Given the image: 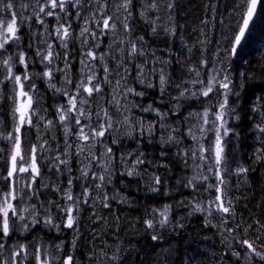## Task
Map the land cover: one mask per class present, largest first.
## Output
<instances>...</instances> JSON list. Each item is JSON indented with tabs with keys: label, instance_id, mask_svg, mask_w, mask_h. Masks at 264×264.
Masks as SVG:
<instances>
[{
	"label": "trees",
	"instance_id": "trees-1",
	"mask_svg": "<svg viewBox=\"0 0 264 264\" xmlns=\"http://www.w3.org/2000/svg\"><path fill=\"white\" fill-rule=\"evenodd\" d=\"M110 1L111 0H107V3L109 4ZM142 1L143 0H132L130 8L131 15L129 16L128 13L125 12L127 20L117 21L118 25H120V23L122 24L117 35H121L124 38L122 48L124 52L121 53L119 51L118 57L122 59L124 70L127 69V71L124 72H127L125 77H134L132 80L134 85L138 87L142 86L141 89L149 94V97L143 96L142 99H138V105H151L154 109L165 111L169 116L172 114V107L168 106L166 103L162 105L159 100L164 101L167 89H169L168 91L171 89L170 82L173 78V68L176 67L175 71L178 73L177 79L182 80L188 77L191 67L197 66L195 61L188 56L187 49L185 47L183 48L181 43L180 46L182 48L178 47L181 35L184 33L187 34L185 37L188 38L191 49H197L196 47L200 45V42H203L202 37L211 40V43H208L209 45L206 46H214L216 44L218 31L223 29V25L226 26L225 22L231 11H236L237 15L233 23L228 25L230 29H232V39L238 30V23L242 22L247 6L244 0H159L157 4L158 8L150 10L141 3ZM169 3L174 5L172 9L168 8V10L171 11L170 17L164 14V9L162 8L165 5L167 7ZM69 11L71 13L70 15H60L61 17L64 16L63 20L66 21V23H64L65 26L71 24L70 30L72 33L69 48L70 55L75 56L78 54V47L75 40L76 32L80 27L74 21V18L82 22L87 14L82 13V15L77 17L76 12L78 9L70 8ZM141 12H144L143 16ZM30 13H32L31 8H29L24 15L28 16ZM44 19L47 24V22L51 20V17H44ZM172 21L177 26L174 35H171L166 28L167 22L172 24ZM205 21H207V23H205ZM125 22L129 26L127 30L123 26ZM60 23L63 24L62 21H60ZM92 24V31L95 32L97 23L93 21ZM22 25L23 24H21L20 27ZM55 27L51 28L47 25V28L53 32L54 38H56ZM153 28L156 29L155 32H153ZM44 31L45 26L38 25L36 29V36L38 39H36V41L41 38ZM18 35L21 36L22 39L18 42H10L9 45H6L7 53H5V57L7 59L9 55L11 56L12 54L18 53L14 60L12 58V66L16 73H21L20 71L25 68L24 65L18 63L19 54L21 52L26 53L27 56L31 58L30 61L32 65L25 69L26 71H29V68L37 67L38 65H36L35 62L38 59L40 60V58L37 57L36 43L34 47L31 46L30 39L32 34L28 32L24 26L21 27ZM89 37L91 36H88V40ZM141 37L143 40L140 39ZM103 38H105V40L103 39L104 43H107L108 40H106L107 38L105 35ZM138 40H140L141 43H138ZM99 41H96L97 43H95V45H99ZM230 41L231 40H229V42ZM132 43H135L136 46L140 45L144 55H137L131 59L126 58L128 49H130ZM58 44H56L57 47ZM25 45L28 46V48H25ZM90 46L92 47V44ZM79 47L85 50L86 53L92 49L86 48V45L83 43H81ZM169 47L172 50L167 52L166 55L163 54L165 53L163 52L164 49ZM97 49L102 50V46L99 45ZM55 52L59 53L60 56L64 55L59 49H56ZM83 58L88 61L90 60L86 54ZM212 58L213 54L209 51L207 53V60L212 61ZM189 59L192 60L190 61ZM152 60L154 62L153 66L151 65ZM91 63L97 64L95 69H98L99 66L102 65L99 59L91 61ZM227 63L228 69L236 72L235 77L239 85L233 91L234 94H230V96H232L230 100L233 103V108L236 109L237 120L233 123H228L226 121L225 127L229 130V134L224 138L225 148L227 145H231V152L234 150L239 166L247 169L245 173L248 178V183H246L245 186V194L241 196L240 200L241 204L244 206V212L237 216L239 218L238 222L241 225L240 233L244 234L243 229L247 228L248 225H252L247 235L254 239L258 234L256 231L257 228L264 224V133H261L256 127L257 125L264 127V2L258 4L256 14L245 37L238 46L236 54L231 55ZM59 64H61V62H59ZM141 65H147V67L144 68V74L148 69H157V73L154 74L153 77L152 75H145L147 79L144 83L140 82L141 77L138 76L139 66ZM38 67L42 69L41 66ZM163 67L164 74L169 82L166 85L165 92L161 95L157 77L159 76V69ZM2 69L4 73L0 74V79H3V76L7 75V70L5 68ZM83 71L85 72L83 75L85 77L87 73H89V70L83 69ZM146 74H148V72ZM99 76H102V74H97V78ZM77 77L78 75L74 76L75 80ZM8 82L9 81H4L3 84H0V149L3 150L0 151V193L9 191L10 181L3 179V177L7 176L10 167V155L14 142L11 139H6V137L9 133H15L14 129L16 127L14 121L15 114L13 111L14 102L12 99L14 93L13 89L8 87ZM149 82L156 86L147 87L146 84ZM25 84V88L28 89L29 85H27L26 82ZM44 92L47 94L46 90H44ZM201 97L202 96H200V98ZM167 99L169 102L171 97L168 96ZM47 106L44 112L48 115L51 114V110L48 111L47 109L50 108L49 105ZM8 112L9 116L7 119ZM127 114L133 117V124L140 120L138 115ZM172 117L176 118V116ZM10 118L11 121L9 120ZM154 121H156L155 129L160 127L161 123L166 126L171 122L170 120L161 122L157 115L153 116L151 122ZM151 122L144 123L145 127ZM25 129L28 132L26 126ZM49 136H51L50 132H48L46 136H43V139L47 138L50 140ZM139 136L140 138H137L134 143H128L126 145L127 150L125 151V155L127 157H123L124 162L122 163L121 160H117V162L113 164L116 171L112 175L110 170L111 181H107L109 180L108 173L105 176L106 179L104 184L109 192L106 191L104 195L108 197L106 202L110 205V207H108L109 215L105 217L106 222L97 229V237L101 239L105 237L107 240L112 241L115 247L112 253L117 257H121L118 252L119 247L123 249L134 247V250L140 251L135 255L138 259L137 264H146V260H144L142 253L147 250L154 252L150 257H154L155 260L166 257L163 253H176L175 247H178L177 252L180 254V246L183 248V243L184 246L185 244L187 245L188 249L193 248V252L196 250L194 256L190 258L192 264H249L248 258L238 259L228 251V248H225L221 255L217 256L216 260H214L209 254V249L214 247L215 243H220V240L213 234L212 229L205 225L201 215L192 216L189 219V225H185L180 228L179 231L178 229H174L170 222L172 218L175 217V214L181 211L180 202L187 196L190 190L188 181L192 180V172H194L193 165H191L193 160L188 157L189 154L192 153V146L190 144L189 146H184V144L180 145V143L174 141L169 142L164 139L165 135L163 132H154L151 136L147 133L144 135L140 134ZM32 138V134L29 136L27 134V139L23 144L25 148H30L32 145L37 146L39 142L38 139L41 140V136L38 137L35 135L34 140L37 142L35 143L32 141ZM110 146L114 149L123 147L111 144ZM50 147L51 148L48 149L50 151L42 152V154L39 153V155H37L40 175L36 177L35 182L32 183L31 189L25 187L27 182L21 180L17 185V187L20 188L18 196L28 195V197H31L29 199L30 205L35 206V212H33L32 215L26 213L25 221H17L15 231L10 237L6 238L3 255L9 257V259L13 249H18L20 245H24L27 248V253L22 254V256L17 259V264H36L34 256L36 248L43 251L46 250L48 253L49 250L47 248L59 245L63 240L65 241L64 247L58 253L59 258L57 262H51V264H63V260L67 256L71 255L75 258L77 255L81 254V252L77 253V251L74 250L70 244V239L55 232L54 222L51 225L45 223V220L49 216H51L53 221L51 215L53 209H50L49 205L52 200L58 201L55 188H61V185L57 183L59 178L56 168L50 169L48 165V163L51 164L48 158L53 156L55 152L52 150L54 147L53 142H51ZM185 153H187V155H185ZM138 157L143 159L144 163L136 166V174L131 176L127 175L126 173L132 170L133 163ZM72 165L74 167L77 166L75 159L72 161ZM30 175L29 173V176ZM156 176L160 178V183L158 185L154 182V177ZM65 177L66 175H64V178ZM24 180L28 181L27 179ZM108 183L111 186L107 185ZM193 184L195 185L196 181H193ZM154 188L157 190L153 191ZM14 203H19V200L14 201ZM84 205L85 204H82V206ZM166 205H171L169 223L166 224L169 225V229L165 225L158 230V234H161L162 228L163 230H170L173 234H164L161 239L154 241L152 240V236L155 235L158 228H148L145 221L149 219L152 220L153 214L159 216V210H162ZM153 210L157 211L154 213ZM33 215L40 221L39 223L32 224ZM80 215L81 218L79 222H82L84 216L83 210H80ZM180 217L182 223H184L186 221L185 216L181 215ZM257 221L259 222L258 224L256 223ZM25 223L28 224L27 229L24 228ZM107 224H110L112 229H116L123 224V232H113V230L104 227ZM66 229L68 230L69 228ZM111 231V237L106 235ZM262 231H264V229H262ZM79 238V241H81L84 247L89 251L95 249V240L92 239L93 237L90 236L86 230L81 231ZM243 238H245V236H243ZM160 245L164 246L158 248ZM161 249H163V251H160ZM240 250L242 251L243 248H240ZM25 255L27 256L26 259L24 258ZM178 260L179 258L174 260V262ZM93 262L94 260H92V263ZM88 263L89 262L85 259L84 264ZM150 264H156V262H150ZM250 264H264V261H260L253 256L251 257Z\"/></svg>",
	"mask_w": 264,
	"mask_h": 264
},
{
	"label": "rangeland",
	"instance_id": "rangeland-1",
	"mask_svg": "<svg viewBox=\"0 0 264 264\" xmlns=\"http://www.w3.org/2000/svg\"><path fill=\"white\" fill-rule=\"evenodd\" d=\"M123 0H111L110 3L106 4L105 6V0H100L99 4H96L93 0L92 3H90L88 6L84 7L83 9H78L80 11V15L82 13L87 14L86 17L80 22L77 18H74V21L77 23V25L80 27V29L77 30L76 32V45H77V55H70V48L69 44L71 41V37L67 40V45L68 47L65 49L64 47L61 46L60 41L57 38L53 37V32L50 31V29H45L43 35L39 40L36 41L37 36H36V29L38 25L40 24L34 16H32V13H30L26 17H31L30 19H25L24 22L22 23L25 27V29L28 30L32 34V37L30 39L31 46L34 47L35 43L37 45V51H40L42 54L47 53L48 51V44H52V51L54 53V57L56 54V49L61 50L63 56H60L58 58H54L53 64L49 65L47 61H42V56L37 55L38 59L35 64L38 66H41V68L37 67H32L29 68V71H26L25 68L20 71L21 73H16L14 70L13 72L18 75H22L27 72V75L29 76V79L25 81L27 85H32L33 86V91L30 93L33 95L34 98V105L33 107L36 109V114L33 115V124L36 125L34 127H27V130L24 128L22 129V144L25 143V140L27 139V134L28 136L32 134L33 138L32 141L35 142L34 137L36 136H41V140L38 139V144H37V153L36 155H39V153L42 154V152H48L51 147V142H53L54 147L52 150H54V155L51 156L49 159L48 163L50 169L56 168V172L58 173V184L61 185V188H55L56 195L58 197L57 200H52L50 202L49 208L53 209L51 211V215L53 217V222H54V229L55 232L62 235L63 237H67L70 239V244L74 248L77 253L81 252V254L77 255L75 258H73V264H84L85 259L88 264H137L138 259L135 257L137 253L140 251L134 250V247H128V248H121L119 247L118 252L120 254L119 257L120 259L118 261H113L108 259V257L113 256L114 254L112 253V250H114V245L112 241L107 240L105 237L103 239L98 238L96 233L97 229L103 225V223L106 222L105 217L109 215V209L108 207H103L102 203L100 202L101 199L105 196L104 194L107 191V187L103 186V190L96 189L95 185L100 183V181L93 179V174L100 175L103 174V169L99 167V163L101 161H106L108 158L104 155L106 152L107 148L112 149V155H113V160L112 164L109 167V172L108 174L111 175L110 170L113 173H115V167H113V164L117 162V160H121V157H127L125 155V151L127 150L126 145L128 143H134V141L137 138H140L139 130L133 131L130 125L126 124H114L113 130H110L109 132L105 133L104 137L97 138L95 142H92L91 140L88 142L78 140L77 139V134L79 130V126L76 125L75 123V118L77 116L76 112H73L71 114L72 118L66 123L68 124L70 128V134L65 135V130L63 125L59 121V110L61 106L68 107V99L70 96L74 95L76 92V86L77 84L82 80L85 79L87 75H91V71L87 73V75L84 77V71L89 70L88 68H85L84 65L81 63V61H85V63L88 62L87 59L83 58L86 54L85 50H82L79 45L83 43L86 45V48H92L91 50L94 51L98 55H103L105 57L104 64L108 66L110 69V75L108 76V79L112 81L111 84L107 83L105 81V74H104V68L103 65H100L98 69H95L97 67V64H94L95 67L92 69V71H95L96 74H102V76L98 77V80L101 81V87H102V92L99 94L94 93L92 97H88L87 93H83V96L89 100L88 104L84 105V108L86 112L90 109L92 116H91V125L93 128H97L99 124L103 123V111L102 109L107 108L108 111L114 112L115 109L112 105V99H113V89L116 86V80L121 79V77H124L125 79L122 80V85L123 87L120 89H117V92H121L123 90H126L127 87H132L134 88L137 92H143L144 97H149V94L146 91H143L141 87H138L134 85V82L132 81L133 78H128L125 77L124 73V66L121 65L118 67V63L122 61L119 56V49L123 48V43L121 41H124L123 36L117 35V32L119 31V28L122 27V24L120 25L117 24V21H124L125 19V10L123 8H118L117 5L122 3ZM153 0H143L141 3H143L146 7L148 4L152 3ZM155 3L158 4L159 0H155ZM98 8H103L104 9V14L105 15H111L118 17L119 19L116 20L117 27L114 31L108 32L107 34H104L101 32L102 28V23L97 24L95 28V33H96V38L93 39L92 37H89V40L87 39V43L85 44L83 42L84 38L79 36V33L83 27H88L92 30L93 24L92 22L95 21H102V14L99 11L93 12V9H98ZM158 8V6H157ZM164 9V14L166 16H171V11L168 10V7L166 5L162 7ZM72 10V9H71ZM57 11H59L57 9ZM73 12V11H72ZM74 13V12H73ZM230 13V12H229ZM63 14V13H61ZM163 14V15H164ZM237 13L236 11H231V13L228 16L227 21L225 22L226 26L223 25L221 31H218L217 37H216V44L214 46H206L209 45L208 43H211V40H207L206 37H202L203 42H200V45L196 47L197 49H191V45L188 41V38L185 36L187 34H182L181 39L178 42V47L182 48L180 46H183L187 49V54L189 57H191L197 66L191 67L189 69V74L188 77L181 79H177V72L175 71L176 67L173 65V78L170 82L171 89H167V94H165L166 98H164V101L159 100L162 105L166 103L168 106L172 107V114L171 115H166L163 120L159 117L161 122L170 120V124L164 126L163 128L157 127L155 129V132L157 133H164V139L168 141V136L171 134L173 137H175L176 143L184 144V146H189V144L192 146L191 151L193 152L194 150H197L200 144H203L205 147H208L215 139L214 136V131H207L204 134H201L199 131V126L202 123L198 118L195 117H190L189 113L191 112H200L202 113L203 110L207 107H213L216 105L218 102L223 101V97L219 96L217 93H212L210 94L209 97H202L197 98L191 96L192 92H197L198 90L202 89L204 86L201 84H196L193 83V81L197 79L203 78L205 80V83H207V79L209 77V74L211 73L212 67H215L218 71H221V75H228L230 79L233 81L232 88L233 91L238 87L239 83L236 80V72L233 70L228 69V59H229V54L226 49L231 48V43L229 40H231V31L229 24H232ZM93 16H95V19H93ZM64 19V16L61 17L60 21L66 23ZM171 19V18H170ZM87 20V23L85 21ZM172 20V19H171ZM69 23V22H68ZM47 25L51 28L55 27L57 25V21L54 17H51V20L47 22ZM21 26V27H22ZM74 26V25H73ZM20 27V29H21ZM75 27V26H74ZM176 24L172 21V24H169L167 22L166 28L169 30L171 35L175 34V28ZM174 29V34L172 33V30ZM72 33V31L70 30ZM105 37L108 40L107 43H104L103 39L105 40ZM246 35V34H245ZM20 40L22 39L21 36ZM92 38V39H91ZM206 38V39H205ZM100 40V41H99ZM59 41V44H58ZM96 41H99V45L102 46V50L97 49L95 47ZM138 43H141L140 40L137 41ZM58 44V47L56 46ZM92 44V47L90 46ZM25 48H28V46L25 45ZM138 49H141V46H137ZM172 49L166 48L164 49L163 54L166 55L167 52H170ZM211 51L213 54L212 61L207 60V53ZM77 53V52H76ZM25 58H26V63H27V68L32 65V62L30 61L31 58L27 56L26 53ZM18 53L12 54L13 60L17 57ZM155 58V57H154ZM234 58V57H233ZM2 59H6L5 54L0 56V61ZM192 59H189L190 61ZM207 61L208 62V67H203L202 66V61ZM79 61V62H78ZM160 61V59H159ZM61 62V64H59ZM19 63V62H18ZM96 63V62H95ZM179 63V62H178ZM177 63V65H178ZM68 65L69 67H65V65ZM180 64V63H179ZM151 65H154V62L152 60ZM4 68L2 64H0V74H3ZM52 68L53 69V78L51 81H49L46 77L43 76V73L48 69ZM164 69V67H163ZM195 70H199L201 72V77H197L195 74ZM236 70V68H235ZM237 71V70H236ZM148 72V71H147ZM147 72H145V75L147 76ZM77 76V79L75 80L74 76ZM66 76L71 80V83L66 82ZM128 76V75H127ZM153 77V75H152ZM80 78V79H79ZM159 76L157 77L158 85H159ZM79 79V80H78ZM78 80V82H77ZM24 82V84H25ZM55 84V88L49 87V84ZM177 85L179 87H177ZM26 86V84H25ZM8 87L13 89V84L12 82H8ZM196 88V89H195ZM57 89H60V91H57ZM183 89H187L188 92L184 97H180V91ZM28 89L25 88V91ZM44 90L47 91V95ZM223 91V90H221ZM67 92V95L65 93ZM143 96H136L133 94H128L127 98L125 99L122 95H116V98L121 101V105H126L129 111L127 113H130L132 115H138L140 120L143 121V123L146 122H151L153 120V116L156 115V112L154 111H142L143 108L148 107L147 105L145 106H139L138 105V99H142ZM161 96V95H160ZM168 96L171 97V100L168 102ZM230 94L228 96V106H227V112L225 119L228 123H233L236 122L237 116H236V109L233 108V103L230 100ZM202 99V100H201ZM169 103V104H168ZM49 105L50 109H47L48 111L51 110V114H46L44 112L45 107ZM48 107V106H47ZM154 108V107H152ZM215 111V108H213ZM161 113H166L163 110H159ZM100 112L101 118L98 119L95 113ZM9 116V112L7 113V119ZM18 114H15L14 116V121H16V117ZM42 116L43 120H38V117ZM119 116V113H117L113 119H116V117ZM141 116V117H140ZM172 116H176V118H173ZM212 117H210L211 119ZM122 119V117H121ZM11 121V118L9 119ZM51 120L52 126L46 127L47 122ZM159 121V120H157ZM81 123L83 125H87L89 123L88 120L84 119L81 117ZM156 124V121L151 122ZM148 125V124H147ZM211 127V125L205 126ZM192 128L193 133L196 135L197 139L194 141L191 136L187 134L188 129ZM172 129H177L178 131L173 132ZM85 132H88L89 129L85 127ZM132 132L131 135H128L129 132ZM48 132L51 133L50 140L49 139H43V136H46ZM15 135V133H12ZM34 134V135H33ZM52 137V138H51ZM43 139V140H42ZM113 140H116V143H113ZM37 143V142H35ZM111 145H117V146H123L122 148H117L114 149L112 148ZM41 145L44 147L41 148ZM68 145H71V147H68ZM81 149H83L81 151ZM66 153V155H65ZM93 154L96 157V159H93ZM205 155L209 156L208 161H201L199 160V154L197 156V159L194 161L192 157V153L189 154V159H192L193 162L191 165H193V171L192 172V178L195 176L198 178L196 181L195 187L190 186V190L187 193V196H185L181 202H180V208L181 211L177 212L175 214V217L172 218L171 222L174 229L179 231L180 228L184 227L185 225H189V219L192 216H202V221L205 223L206 226L210 227L212 229L213 234L220 240V243H215L214 247H211L209 249V254L216 260L217 256H220L222 251L225 248H228V251L232 253V250L239 251L241 253V257L243 259H246L245 257V250L243 249L242 251L240 250V245L236 241L233 240V236L237 234V232L240 233V228L234 231L231 235L225 230L226 228H234L235 224H239V218L237 215L242 214L244 212V206L241 204V196L244 195L246 191V183H248V178L246 173H239L237 170L241 168L239 166L238 160H236L234 150L231 152V145H227L225 148V156H226V170L222 172L223 179L225 181L224 187L226 189V195L228 199H231L232 201V207L235 210V216L233 217L230 214L225 215V220L226 223L222 227L220 224V216L222 214L213 212L212 216L208 217L206 213L202 212H193V205L196 203H202L205 206H207L209 201L214 200L215 196L217 195L215 188H208L209 184L216 185L219 183V181L215 177V165L211 161V155L208 153H205ZM59 156L60 160H66V164H59V168L55 166L58 162L55 160V157ZM76 160V167L72 165V161ZM199 164L201 167H197L196 165ZM51 165V166H50ZM213 168V171H208L209 167ZM87 169L88 170V175L85 177L82 175V172ZM64 175L66 177L64 178ZM106 176L107 173H104ZM23 179L21 181H25L24 179L28 180L29 173H24L20 174ZM203 176H207L208 180L203 181L202 178ZM69 180L72 181L71 186L69 185ZM183 180V179H182ZM109 181V180H107ZM111 181V180H110ZM184 181V180H183ZM202 181V182H201ZM111 186L109 183L107 184ZM77 186V187H76ZM18 188V193H19V187ZM82 188V189H81ZM85 189H88V192L90 195L87 197L84 195ZM71 191L73 197H80V203H79V215L77 219V226H74V228H69L68 230L65 227V213L63 209L72 203V201H67L65 198V193L68 191ZM109 192V191H107ZM23 203L22 207H29L31 210V205L29 203V198L28 195L23 196ZM87 198L88 203H84V199ZM20 203V201H19ZM82 204H85L82 206ZM245 205V204H244ZM227 206V205H226ZM80 210L84 211V216L82 219V222L80 221L81 215H80ZM191 213V214H190ZM26 213H24L25 215ZM75 214V213H74ZM181 215H184L186 218V221L182 223L181 220ZM161 219L160 216H157L156 214H153V223L156 225L154 228H158L157 231L155 232V235L160 236L161 238L164 236V234H173L170 230H161V234H158V230L161 228L159 224L157 223ZM210 220L211 223H207V221ZM58 225V227H57ZM83 225V229H82ZM183 225V226H182ZM167 227L169 225H166ZM104 227L113 230V232H123L124 225L121 224L120 227L116 229H112L110 224L105 225ZM122 227V230H121ZM169 229V227H168ZM82 230H86L87 233L92 236L95 240V249L93 251H89L84 245L82 244L81 241H79V237L81 234ZM65 231V232H64ZM111 233H108L106 235L111 237ZM244 234L240 233V238L243 239ZM247 237H249L247 235ZM227 238V239H226ZM246 238V237H245ZM189 241V240H188ZM62 242V241H61ZM64 240L62 243H60L59 248L56 246H51L47 248L49 250V259L51 262H57L59 258V251L64 247ZM229 243H231L232 247L229 248ZM190 244V243H189ZM182 245V244H181ZM164 245H160L158 248L163 247ZM190 246V245H189ZM117 247V246H116ZM178 248V247H177ZM176 249V253L172 254L171 253H163L164 257L163 259H158L155 260V258H151L150 256L154 253L151 252L150 250L145 251L142 253L144 260H146V264L150 262L151 263H159V264H192V260L190 259L191 257L194 256L196 250L193 252L191 249L187 247V245L183 243V248L180 246V254H178V249ZM208 248V247H207ZM38 249V248H36ZM171 250V249H170ZM174 250V249H173ZM43 251V250H42ZM160 251H163L161 249ZM170 252V251H167ZM103 253H107V256H104ZM9 255V254H8ZM161 255V254H159ZM91 257V259H90ZM151 258V259H149ZM179 258L177 262H174ZM92 260L94 262L92 263ZM150 261V262H149Z\"/></svg>",
	"mask_w": 264,
	"mask_h": 264
},
{
	"label": "snow or ice",
	"instance_id": "snow-or-ice-1",
	"mask_svg": "<svg viewBox=\"0 0 264 264\" xmlns=\"http://www.w3.org/2000/svg\"><path fill=\"white\" fill-rule=\"evenodd\" d=\"M93 0H0V56L7 53L6 45H9L10 42H18L20 40V37L18 35V32L20 30V25L24 22L25 19H30L31 17H26L24 13L31 8L32 10V16L36 18V20L45 26V29H47V24L45 23L44 17H55L57 21V26L55 27V36L60 41L61 46L65 49L68 47L67 40L71 37V24H68L65 26L64 24L60 23L61 19V13H63L65 16L70 15V8L73 9H83L84 7L88 6L90 3H92ZM96 4L100 3V0H94ZM264 2V0H244V3L247 6L246 13L244 15V18L242 19V22L238 23V30L234 34L233 38L231 39V48L226 49L228 51L229 56L236 54L237 47L241 44L243 38L245 37L246 31L249 28V24L252 21L253 15L256 13L257 5ZM107 4V0H105V6ZM132 5V0H123L122 3L117 5L118 8H123L125 12L128 13V15H131L130 8ZM173 4L169 3L167 7L169 9L173 8ZM148 9H155L157 8V4L155 3V0H153L152 3L147 5ZM57 9L59 11H57ZM99 11L103 18L102 21H97V24L102 23L101 32L104 34H107L108 32H112L116 29L117 24L116 20L119 19L118 17L111 16V15H105L103 8L93 9V12ZM141 15H144V12H141ZM76 16H80V11L76 12ZM93 19H95V16H93ZM125 20H127V17H125ZM87 23V20L85 21ZM207 23V21H205ZM124 28L128 29V24L124 23ZM156 29L153 28V32H155ZM172 33L174 34V29L172 30ZM80 37H83V42L87 43L88 36H91L93 39L96 38V33L92 31L88 27H83L79 33ZM143 40V38H140ZM123 43V41H121ZM48 51L45 54H42L40 51H37V55L42 56V61H47L49 65L53 64L54 58L59 57V53L55 54L52 51V44H48ZM95 47H99V45H95ZM121 53L124 52V49H119ZM137 55H144V52L141 49H138L135 43H132L130 49H128L127 57L128 59H131ZM86 56L90 58V60L85 63V61H81L82 64H84L85 68H88L89 71H91V75H87L85 79H82L76 86V92L74 95L70 96L68 99V107L61 106L59 112V121L63 125L65 130V135L70 134V128L66 121L70 120L72 118L71 114L73 112L77 113V116L75 118L76 125L79 126L77 139L82 140L85 142L92 141L95 142L97 138H101L105 136L106 132H109L110 130H113L114 124H127L130 125L133 131L139 130L141 135H144L147 133L149 136L153 135L155 132V124L154 123H148L147 127H145L142 120L136 121L135 124H133V117H130L127 112L129 109L126 105H121V101L116 98V95H122L125 99L127 98L128 94H133L136 96H143V92H137L132 87H127L126 90H123L121 92H117V89H120L123 87L122 80H124V77H121V79L116 80V86L113 89V99H112V105L115 109L114 112H109L107 108L102 109L103 111V123L99 124L97 128H93L91 125V110L89 109L87 112L84 108L85 104L89 103V100L83 96V93H87L88 97H92L94 93L99 94L102 92L101 87V81L98 80L97 74L95 71H92V69L95 67L91 63V61H95L99 59L103 65L104 68V74H105V81L109 84L112 83L111 80L108 79V76L110 75V69L106 64H103L104 56L103 55H97L94 51L89 50L86 53ZM21 65H24L25 69H27V63L25 54L21 52L19 54V61ZM122 61L118 63V67L122 65ZM0 64L7 70V75L3 76V79H0V84H3L4 81L12 82L13 84V102H14V114H18L16 117V127L14 129L15 135L12 133H9L6 139L13 140V148L10 155V167L7 172V176L3 177V179H7L10 181L9 185V191L5 193H0V264H17V259L22 256V254L27 253V248L24 245H20L18 249H13L11 252V257H5L3 255L5 250V242L6 238L10 237L11 234L15 231L16 223L17 221H25L26 216L24 213H29L32 215L33 212H35V206H31V210L29 207H22L23 199L24 197L22 195L18 196V188L17 185L23 177L20 176V174L24 173H30L31 175L28 177V182L25 184V187L31 189L32 183L35 182L36 177L40 175V168L37 163V147L35 145H32L30 148H25L22 144V129L25 128V126L28 127H34L36 125L33 124V115L36 114V109L33 107L34 105V98L33 95L30 93L33 91V86L29 85L28 90L25 91V84L24 82L29 79V76L27 75V72H25L22 75L15 74L13 72V66H12V57L9 55L7 59H2L0 61ZM203 67H208V62L202 61ZM65 67H69L67 64ZM147 67V65H141L139 66V72L138 76L141 77V83H144L147 77L144 74V68ZM127 71V69H125ZM221 71H218L215 67H212L211 73L209 74V77L207 79V83H205V80L203 78L197 79L193 81V83L201 84L204 87L202 89L198 90L197 92H192L191 96L199 98V96L202 97H209L212 93H217L223 97L222 102H218L213 107H207L203 110L202 113L200 112H191L189 113L190 117L198 118L202 123L199 126V131L201 134H204L207 131H214L215 139L214 141L208 146L205 147L203 144H200L197 150H194L192 152L193 160L195 161L197 159V156L199 154V160L201 161H208L209 156L205 155V153H208L211 155V161L215 165V177L219 181L218 184L212 185L209 184L208 188H215V191L217 195L215 196L214 200L209 201L207 206H205L202 203H196L193 205V212H202L206 213L208 217L212 216L213 212H217L222 214L220 216V224L223 227L226 223L225 215L230 214L233 217L235 216V210L232 207V201L231 199L227 198L226 195V189L224 187L225 181L223 179L222 172L226 170V156H225V140L224 138L228 136L229 130L225 127L226 125V112H227V106H228V96L229 94L233 93L232 84L233 81L230 79L228 75H221ZM157 73L156 68L148 69V76L154 75ZM195 74L197 77H201V72L199 70H195ZM43 76L46 77L49 81L53 78V69L48 68L44 73ZM159 90L161 95L165 92L166 85L168 84V78L164 74L163 68L159 69ZM66 82L71 83V80L67 78L66 76ZM147 87H154L156 85L152 83H147ZM49 87L55 88V84L50 83ZM177 87H179L177 85ZM223 90V91H221ZM57 91H60V89H57ZM188 92L187 89H183L180 91V97H184L186 93ZM67 95V92L65 93ZM215 108V111L213 110ZM142 111L148 112V111H154L156 112V115L161 118V120L166 117V113H161L158 109L152 108L151 105L148 107H145L142 109ZM119 113V116L116 117V119H113V117ZM98 119L101 118L100 112L95 113ZM81 117L88 120L89 123L87 125H83L81 123ZM122 117V119H121ZM210 117H212L210 119ZM39 120H43V117H38L37 123ZM52 121L49 120L46 124V127L52 126ZM211 125V127H205ZM85 127L89 129L88 132H85ZM160 127L163 128V123L160 124ZM261 133H264V127H261L260 125L256 126ZM173 132L178 131L177 129H172ZM132 132L130 131L128 135H131ZM187 134L191 136V138L195 141L197 139L196 135L193 133L192 128L188 129ZM168 141L173 142L175 141V137H173L171 134L168 136ZM116 140H113V143H116ZM43 146L41 145V148ZM68 147H71V145H68ZM83 149H81L82 151ZM0 151H3L0 149ZM66 155V153H65ZM104 155L108 158L106 161H101L99 163V167L103 169L104 173L109 172V167L112 164L113 155H112V149L109 147L106 149V152ZM187 155V153H185ZM93 159H96V157L93 154ZM55 160L58 162L55 164L57 168H59V164H66V160H60V157H55ZM121 162H124V158L121 157ZM144 163V160L141 158H137L132 166V170L128 171L126 174L131 176L136 174L135 168L139 164ZM197 167H201V165L197 164ZM208 171H213V168L210 166L208 168ZM239 173H245L247 172V169L245 168H239L237 170ZM82 175L87 177L88 170L85 169L82 172ZM109 181H110V174H109ZM93 179H96L100 181V183L96 184V189L103 190L104 182H105V175L100 174L96 175L93 174ZM198 180L197 177H193L192 180L188 181V185L195 187L193 184V181ZM203 181H207L208 177L203 176ZM155 184L160 183L159 176L154 177ZM202 182V181H201ZM72 181L69 180V185L71 186ZM157 189H153L155 191ZM84 195L87 197L90 195L88 192V189H85ZM29 199L31 197H28ZM65 198L67 201H72L71 204L67 205L63 211L65 213V227L67 228H74V226H77V219L79 215V203H80V197H73L71 191L65 193ZM108 197L105 195L101 199V203L103 207H110V205L106 202ZM19 200L20 203H14V201ZM84 203H88L87 198L84 199ZM227 205V206H226ZM171 205H166L162 210H159V216L161 219L157 222L160 227H164L166 224L169 223V214H170ZM157 210H153L155 213ZM75 213V214H74ZM191 214V213H190ZM40 221L35 218V215L32 216V224L39 223ZM45 223L51 225L53 223L51 216H49ZM148 228H154L156 225L153 223V220L149 219L145 221ZM207 223H211L210 220L207 221ZM259 223L258 221L256 222ZM58 227V225H57ZM241 227L240 224H235L234 228H226L225 230L231 235L234 231L239 229ZM252 225H248L247 228L243 229L244 236L246 238L241 239L240 233L237 232L235 236H233V240H235L241 248L245 250V257L248 258L249 264L251 261V257H256L260 261H264V224L260 225L259 228H257V236L253 239L250 237H247V233L249 228H251ZM24 228H28V224H24ZM158 239H161V237H158L157 235L152 236V240L156 241ZM227 239V238H226ZM229 248L232 247L231 243H229ZM59 248V246H56ZM232 254L236 256L238 259L241 257V253L236 250H232ZM104 256H107V253H103ZM35 260L36 264H51V260L49 259L48 253L46 250L42 251L41 249H36L35 253ZM24 258L26 259L27 256L25 255ZM91 259V257H90ZM108 259L113 261H118L120 258L113 255L111 257H108ZM63 264H73V257L71 255L67 256L63 260Z\"/></svg>",
	"mask_w": 264,
	"mask_h": 264
},
{
	"label": "water",
	"instance_id": "water-1",
	"mask_svg": "<svg viewBox=\"0 0 264 264\" xmlns=\"http://www.w3.org/2000/svg\"><path fill=\"white\" fill-rule=\"evenodd\" d=\"M257 7H258V5H257ZM246 13V12H245ZM256 14V13H255ZM255 14L253 15V18H252V20L254 19V16H255ZM245 15V14H244ZM252 22V21H251ZM251 22H250V24H251ZM250 24H249V26H250ZM247 32V31H246Z\"/></svg>",
	"mask_w": 264,
	"mask_h": 264
}]
</instances>
